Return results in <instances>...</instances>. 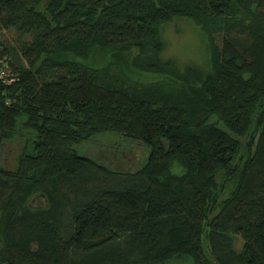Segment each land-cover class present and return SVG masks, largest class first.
<instances>
[{
	"label": "trees",
	"instance_id": "obj_1",
	"mask_svg": "<svg viewBox=\"0 0 264 264\" xmlns=\"http://www.w3.org/2000/svg\"><path fill=\"white\" fill-rule=\"evenodd\" d=\"M0 264H264V0H0Z\"/></svg>",
	"mask_w": 264,
	"mask_h": 264
},
{
	"label": "rangeland",
	"instance_id": "obj_2",
	"mask_svg": "<svg viewBox=\"0 0 264 264\" xmlns=\"http://www.w3.org/2000/svg\"><path fill=\"white\" fill-rule=\"evenodd\" d=\"M197 31L192 21L187 19H177L169 25L165 32L169 40L166 55L176 56L182 60L194 59L201 55L205 47ZM74 148L91 160L122 171L141 168L150 152V148L144 142L115 132L90 134L87 140L74 144ZM240 239L242 241L241 237Z\"/></svg>",
	"mask_w": 264,
	"mask_h": 264
}]
</instances>
